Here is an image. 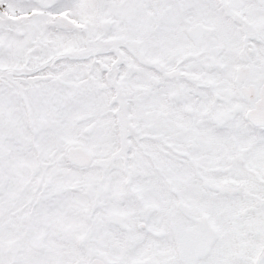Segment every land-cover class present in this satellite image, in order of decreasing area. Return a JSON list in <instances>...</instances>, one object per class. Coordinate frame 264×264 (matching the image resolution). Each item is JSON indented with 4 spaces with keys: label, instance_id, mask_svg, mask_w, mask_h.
<instances>
[{
    "label": "snow or ice",
    "instance_id": "1",
    "mask_svg": "<svg viewBox=\"0 0 264 264\" xmlns=\"http://www.w3.org/2000/svg\"><path fill=\"white\" fill-rule=\"evenodd\" d=\"M0 264H264V0H0Z\"/></svg>",
    "mask_w": 264,
    "mask_h": 264
}]
</instances>
